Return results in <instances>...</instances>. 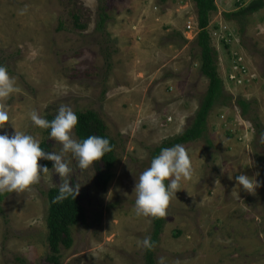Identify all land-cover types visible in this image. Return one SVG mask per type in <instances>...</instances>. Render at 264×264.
Segmentation results:
<instances>
[{
  "label": "rangeland",
  "instance_id": "rangeland-1",
  "mask_svg": "<svg viewBox=\"0 0 264 264\" xmlns=\"http://www.w3.org/2000/svg\"><path fill=\"white\" fill-rule=\"evenodd\" d=\"M214 1L207 29L225 93L250 101L264 127V8L247 15L239 36L237 22L224 13L240 0ZM105 3L109 17L101 32L99 0H0V57L19 89L0 101L10 118L0 134L16 129L45 141L71 169L61 177L53 166L30 189L1 202L0 264H53L45 193L66 182L85 222L72 227L59 264H146L143 241L152 235V220L136 214V180L150 166L152 149L191 125L208 80L200 72L192 0ZM240 51L250 70L244 81L229 82ZM61 106L95 111L114 140L116 162L106 187L98 181L103 163L81 169L30 119L33 111L56 116ZM252 126L234 100L213 107L204 137L181 144L192 175L170 200L154 264H264V182L257 163L264 143ZM240 174L259 181L254 194L238 186Z\"/></svg>",
  "mask_w": 264,
  "mask_h": 264
},
{
  "label": "clouds",
  "instance_id": "clouds-1",
  "mask_svg": "<svg viewBox=\"0 0 264 264\" xmlns=\"http://www.w3.org/2000/svg\"><path fill=\"white\" fill-rule=\"evenodd\" d=\"M198 28V27H197ZM246 58L242 51H240ZM19 91L7 68L0 65V101ZM34 125L50 129V136L62 145L64 153H71L81 169L89 168L93 162L100 160L111 149L108 138L92 135L78 141L74 139L73 130L78 124V116L71 107L61 106L58 114L51 121L42 118L36 111L30 116ZM10 121L6 105L0 103V130L5 129ZM44 159L54 162V169L61 177H66L71 169L68 161L61 154L46 152L40 142L30 134L19 132L0 134V194L23 192L37 184L42 175L49 169L38 164ZM192 175L190 157L186 148L176 144L170 148L161 149L150 166L143 170L135 183V211L138 216L164 218L172 197L181 189L180 181ZM238 186L249 193H255L260 186L255 177L244 174L235 177ZM73 194V188L66 182L61 185L58 200H63ZM177 198V197H176ZM145 247H151L149 238L143 241Z\"/></svg>",
  "mask_w": 264,
  "mask_h": 264
},
{
  "label": "trees",
  "instance_id": "trees-1",
  "mask_svg": "<svg viewBox=\"0 0 264 264\" xmlns=\"http://www.w3.org/2000/svg\"><path fill=\"white\" fill-rule=\"evenodd\" d=\"M197 16L198 33L196 35V45L199 48L200 53V72L207 78L208 84L206 91L201 97V102L196 110L191 125L184 129L180 134L173 136L169 139H164L158 146H155L150 155V163L152 159L157 156L161 149L170 148L176 144H184L190 141H195L205 136L207 117L213 107L227 106L235 100V104L240 110V114L243 117L250 116L252 121V127L255 128V133L258 134L261 141L264 143V127L259 123V119L256 117V111L251 108V102L245 98L234 97L231 94L225 93L223 81L218 73V52L215 47L212 46L210 41V33L208 31V25L210 23L211 14L217 11V5L214 0H192ZM101 6H99L98 20L96 22V30L101 31L104 28V23L108 19L106 12L107 4L105 0H99ZM238 8L234 11L224 13L225 20L234 19L238 26L239 36L244 34L245 25L247 22V15L252 14L262 8H264V0H249L247 3H243L242 0L236 3ZM240 41L243 48H248ZM228 48V45H225ZM3 57H0V65ZM110 68V64L109 67ZM78 116V124L74 131L78 141L87 138L88 136L96 135L104 138H108L111 145V151L103 158L94 163H103L104 168L98 174V181L102 186L106 187L111 178L113 177L112 167L116 162V156L114 153L115 142L106 134V126L101 120L100 116L93 110H77L75 111ZM251 114V115H250ZM55 116L47 114L45 119L51 121ZM46 134L50 135V129H45ZM41 148L50 152L48 143L42 141L40 143ZM264 155H261L257 159L258 169L263 175L264 182ZM39 164L45 165L48 169L54 166L53 161L44 159L38 160ZM60 187H51L45 193L47 200L46 210V228H47V243L49 246L50 255L49 261L53 264H59V252L60 247H70L72 243L71 229L73 226L85 222V213L82 205L79 202L76 192L73 190V194L63 200H58ZM8 193L0 194V211L1 202L7 196ZM152 220V235L150 236L151 247L145 248V261L146 264H154L153 259V246L158 241L159 235L164 225V218H151Z\"/></svg>",
  "mask_w": 264,
  "mask_h": 264
},
{
  "label": "built area",
  "instance_id": "built-area-1",
  "mask_svg": "<svg viewBox=\"0 0 264 264\" xmlns=\"http://www.w3.org/2000/svg\"><path fill=\"white\" fill-rule=\"evenodd\" d=\"M186 27L188 29H191L192 25L187 24ZM220 31L222 32V30ZM248 68L249 66H247V64L245 63L243 55L239 54V56L233 60L230 72L226 76V80L234 83L244 81L245 80L244 75L248 73V71L250 70Z\"/></svg>",
  "mask_w": 264,
  "mask_h": 264
}]
</instances>
